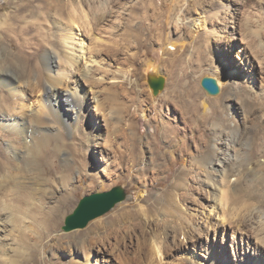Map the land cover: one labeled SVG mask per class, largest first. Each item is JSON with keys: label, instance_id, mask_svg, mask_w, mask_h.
I'll return each instance as SVG.
<instances>
[{"label": "rangeland", "instance_id": "374dc122", "mask_svg": "<svg viewBox=\"0 0 264 264\" xmlns=\"http://www.w3.org/2000/svg\"><path fill=\"white\" fill-rule=\"evenodd\" d=\"M16 1L27 7L25 0H0L5 7L0 16L10 20L13 29L23 32L26 26L34 23H29L34 9L25 8L19 13L25 16L24 20L14 18ZM214 1L218 3L220 16L210 19L209 26L215 33L199 39V50L190 47L187 54V58H193L191 68L198 69L187 83L200 91L199 116L208 115V121L200 119L189 123L174 105L158 102L157 119L150 115L149 99L161 95L171 79L164 70L156 78L163 79L164 86L155 94L150 86L149 67L141 69V65L139 74L132 77L138 68L127 65L132 62L133 50L128 52L126 48L122 52L118 45L113 46V42L128 46L126 42L131 34L125 31L130 15L126 11L127 2L121 0V4L114 7L115 18L105 22L106 30L103 34L101 30L98 32L97 42L85 39L86 45L89 43L94 48L93 53L98 55L95 58L98 63L89 64L92 73L81 80L83 83L76 95L81 102V113L77 117L80 128L76 132L74 128L72 131L67 128L61 139L53 132L43 133L50 138L37 160L46 156L47 162L40 161L35 166L26 160H14L24 174L30 169L27 174L33 180L27 184L31 185L33 196L29 201L15 191L13 182L0 184V264H75L76 259L81 264L88 260L91 264H264V101L260 97L255 100V93L251 96L253 90L264 92V0ZM31 2L32 6L43 7L52 4L53 0ZM95 2L97 8L102 0ZM74 3L78 12L89 15L88 8L80 4V0ZM205 7L209 15L215 13L210 4ZM62 11L57 20L65 24L69 11ZM54 16L52 12L49 15L50 20L56 22ZM132 28H138V23H133ZM83 64L85 61L81 66ZM233 66L241 71H236L229 85L248 98L244 113L230 91L227 93L231 99L227 100L229 104L227 101L218 103L220 112L216 117L213 107L208 103L205 111L201 102L220 97L223 91L219 96L209 95L202 87V80H216L213 77L215 71L232 73ZM41 67L47 73L42 61ZM132 78L133 82L138 80L135 88L144 102L142 109L146 116L139 117L135 125L127 115L128 99L134 93L130 84ZM55 85L63 98L74 99L71 87L60 81H55ZM87 97L96 98V101L88 103ZM62 104L65 106L61 111L63 117L73 113L64 102ZM220 123L225 124L226 129L217 132L215 128ZM167 128L179 131L174 133ZM229 128L237 130L238 144L233 148L225 141ZM7 140L14 138L0 128V146ZM134 153L138 159H133ZM227 153L236 159L227 179L230 183L229 212L242 216L248 227L215 230L220 219L218 210H213V190L203 181V173L209 170L219 179L222 170L216 162L224 160ZM141 158L143 164L138 161ZM133 160L137 161L135 165ZM174 161L179 163L178 169L171 171L169 168ZM81 168L93 178L83 185L78 181ZM216 168L218 172H215ZM69 169H77L71 175L75 187L61 182ZM142 184L151 190L147 202L140 199L142 195V198L148 195V192L139 194L138 186ZM115 187L126 191L124 202L91 221L84 229L63 230L66 218L84 197ZM173 193L178 199V211L183 210L184 216L191 221L188 227L177 226L174 231H168L165 227L168 216L163 210L156 211L153 205L161 195L172 196ZM179 197L185 198L184 202ZM68 198L73 200L71 206L62 214L59 227L52 228L51 218L58 214ZM111 218L116 219L110 222ZM92 225L99 226L97 234L105 242L96 247L91 256L89 247L78 250L88 236H78L75 231L85 232ZM109 228L116 230L111 239L107 232ZM195 229H198L197 233ZM239 240L243 247H249L247 253L239 246ZM251 247L259 251L261 259L250 254Z\"/></svg>", "mask_w": 264, "mask_h": 264}, {"label": "bare ground", "instance_id": "6f19581e", "mask_svg": "<svg viewBox=\"0 0 264 264\" xmlns=\"http://www.w3.org/2000/svg\"><path fill=\"white\" fill-rule=\"evenodd\" d=\"M31 1L33 0H25L28 3L27 7L18 5L19 1L14 4L18 5L14 8V18L16 17L19 20L25 19V16L19 14L25 8L34 9L32 11V21L29 22L34 23L26 26L23 32L13 29L9 23L10 20H5L0 16V128L14 138V140L3 141L0 146V158L3 159V162L0 161V184L7 181L13 182L15 191L28 201L33 196L31 185L27 184V181L33 180L27 174L30 169L25 170L24 174L23 169L13 162L14 160H26L29 163L32 162L35 166L40 161L45 160L47 162L46 156L37 160L41 152L48 146L50 138L49 135L43 133L51 132L52 134L53 132L58 139H61V135L67 128L71 131L74 128L75 132L80 128L77 124V117L81 113V102L76 95L79 94L78 92L81 89L83 83L81 80L89 77L92 73L89 64L97 65L98 63L95 59L98 55L93 53L94 48L90 47L89 43V45H86L85 39H90V42L91 40L96 41L98 32L101 30L102 33L106 30L107 23L105 22H111V18H115L113 14L114 7L121 4V0H102L101 5L97 7L99 9H97L95 0H80V4L88 8L89 15H86L84 12H78V7L74 3L75 0H53L52 4L43 7L32 6ZM124 2H127L126 11L130 13L129 19L125 18V21L126 19L128 21L125 31L131 35L126 42L128 46L124 44L122 46L116 42H113L115 43L113 46L118 45L122 52L126 48L128 52L133 50L130 60L132 62H128L127 65L129 67L137 65L138 68L134 70L132 77L139 74L142 65L141 69L149 67L151 70L149 78H157L165 70L171 79L168 87L161 95L155 98L151 97L149 101L147 100L151 108L150 115L157 119L156 116L159 113L156 103L158 102L174 105L189 123L200 119L208 121V115L199 116L200 91L197 87H192L187 83L191 78L190 76L198 71V69L193 70L191 68L193 58H187V54H189L190 47L198 49L199 39L211 37L215 33L209 23L213 17L220 16V11L217 10L219 8L218 3L214 0H162L160 3L157 0H124ZM207 4L211 5L215 13L211 15L207 13L208 11L205 10ZM4 8V5L0 3V15ZM37 9H41L42 12ZM63 9L69 11L65 24L57 20V17L63 14ZM51 12L54 13L56 22L50 20L49 15ZM224 13L227 14V11ZM136 22L138 28L133 29L132 24ZM102 24L104 26H101ZM75 28L80 30L76 31ZM216 33L219 36V32ZM41 61L47 73L42 69ZM83 61H85V64L81 66ZM236 71H241V69L234 67L232 73L227 71H215L213 73V77L216 78L223 94L215 99H210L209 102H201L205 111L208 110L209 103L213 107L214 116L217 117V113L220 112L218 103L222 104L226 103L227 100L230 101L231 99H229L227 93L232 91V98L237 99V104L244 113V105L248 98L243 97L244 94L240 90L229 85L232 78H235ZM55 81H60L62 85L71 87L74 91V99L63 98L55 85ZM130 81L134 93L128 99L127 115L135 125L139 117L145 116V111L142 109L144 102L141 101L139 91L136 90L138 80L133 82L132 78ZM254 93L255 95H253ZM252 95L255 100L260 97L264 101V92L260 93L253 90ZM33 97L35 98L34 101L32 100ZM95 101L96 98L90 99L87 97L88 103ZM229 101H227L228 104ZM63 102L67 105V109L73 111L72 114L68 113L66 117L61 115V111L65 107H63ZM148 119H150L149 116ZM48 124L54 126L48 128ZM167 129L174 133L179 131L175 128ZM224 129H226L225 124L220 123L215 131H224ZM227 131L225 141L233 148V145L238 144L237 130L229 128ZM219 135H221V132ZM134 152H136V149ZM227 154L228 156L226 155L224 160L216 162L222 170L219 179L215 178L209 170L203 173V181L209 184L213 190V210H218L217 215L220 219V222L214 226L215 230L218 228L233 230L239 227L241 229H243L242 227H248L241 218L242 216L239 217L238 214H230L229 212L230 183L227 179L232 170L231 166L236 159L229 153ZM132 157L138 159L137 153L132 154ZM142 160L143 158L138 160L140 164H143ZM136 163L137 161L133 160V165ZM178 164L176 161L172 162L169 170L176 171ZM74 170L69 169L68 173L61 177V182L64 185L75 187L74 179L71 177ZM81 170L83 169H79L78 172L80 174V177H78L80 185L93 180L89 173H83ZM215 172H218L217 168ZM144 186L142 184L138 186V189L141 192L139 194L148 192L147 196L142 198V195L140 198L141 201L147 202L150 200L151 190L148 187L144 188ZM72 190V192L75 191ZM174 194L172 196L161 195L153 205L156 211L161 212L163 210L168 216L165 221V227L168 231H174L177 226L188 227L191 221V218L187 219L184 216L183 210H180L182 212L178 211L176 207L178 199ZM179 198L180 201L184 202L185 198ZM72 202L73 200L70 198L63 202L58 214L51 218L50 226L52 228L59 227L62 214L68 210ZM115 219L111 218L110 222H114ZM97 229H99V226L92 225L85 232L75 231L78 236H88L84 244L82 243V246L78 247V250L81 248L88 249L89 247L92 256L93 250L105 242L97 234ZM107 232L110 239L116 234L114 228H109ZM197 232L198 229H195V233ZM238 244L240 247L242 246L240 240ZM242 249L247 253L249 247L247 249L246 246H242ZM250 254L256 259H261V254L256 248L251 247ZM77 260L75 264H81ZM86 264H91V261L88 260Z\"/></svg>", "mask_w": 264, "mask_h": 264}, {"label": "water", "instance_id": "95a60500", "mask_svg": "<svg viewBox=\"0 0 264 264\" xmlns=\"http://www.w3.org/2000/svg\"><path fill=\"white\" fill-rule=\"evenodd\" d=\"M150 86L154 93L158 94L159 90L164 86V80L161 78H150ZM202 87L212 96L218 95L221 91L217 81L213 78H204L202 80ZM126 199L127 193L122 187H115L107 192L86 196L79 202L75 211L66 218L63 230L71 232L84 229L91 221L106 215Z\"/></svg>", "mask_w": 264, "mask_h": 264}]
</instances>
